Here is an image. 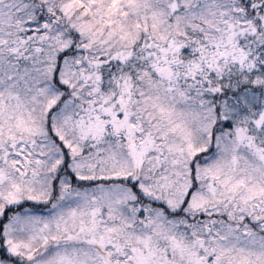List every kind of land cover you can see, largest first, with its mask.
<instances>
[{"label": "snow or ice", "instance_id": "snow-or-ice-1", "mask_svg": "<svg viewBox=\"0 0 264 264\" xmlns=\"http://www.w3.org/2000/svg\"><path fill=\"white\" fill-rule=\"evenodd\" d=\"M0 264H264V0H0Z\"/></svg>", "mask_w": 264, "mask_h": 264}]
</instances>
